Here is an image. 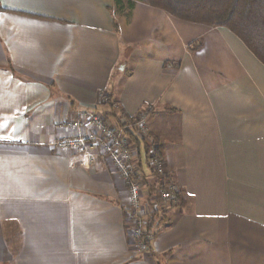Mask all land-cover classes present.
<instances>
[{
    "label": "crops",
    "instance_id": "obj_1",
    "mask_svg": "<svg viewBox=\"0 0 264 264\" xmlns=\"http://www.w3.org/2000/svg\"><path fill=\"white\" fill-rule=\"evenodd\" d=\"M94 112L164 144L181 206L157 204L150 251L112 160L52 145ZM0 264H264V64L142 2L0 0Z\"/></svg>",
    "mask_w": 264,
    "mask_h": 264
},
{
    "label": "trees",
    "instance_id": "obj_2",
    "mask_svg": "<svg viewBox=\"0 0 264 264\" xmlns=\"http://www.w3.org/2000/svg\"><path fill=\"white\" fill-rule=\"evenodd\" d=\"M137 2L158 7L188 22L226 27L234 32L264 64V0H116V6L119 12L128 11L129 14ZM111 98L110 95L105 104L113 106L115 102H112ZM107 115L106 113L104 116ZM122 117L118 119L116 126L122 129L123 135L129 136L135 144L138 166H134V161L132 169L135 179L143 183L144 191L147 190L148 193L144 216L148 215L149 218L148 222L144 220L139 227L140 236L137 244L139 247L143 246V250L150 251L151 241L157 233L156 229L153 230V225L157 223V217L162 212V208L157 205L160 202L154 197L157 191L171 184L172 180L167 173L159 175L150 163L152 157L165 161L164 144L151 133L152 140L139 136L135 127H128L129 124L134 123V118L125 115ZM139 169L141 171H138ZM146 170L150 172L149 175ZM177 198L181 199L180 193ZM161 203L170 207L181 206L180 202L177 205Z\"/></svg>",
    "mask_w": 264,
    "mask_h": 264
},
{
    "label": "built area",
    "instance_id": "obj_3",
    "mask_svg": "<svg viewBox=\"0 0 264 264\" xmlns=\"http://www.w3.org/2000/svg\"><path fill=\"white\" fill-rule=\"evenodd\" d=\"M90 123L91 128L85 129L83 133L66 135L52 142V145L58 150H70L74 155L82 156L83 159L74 164L86 167L93 163L94 153L100 151L107 155L113 162L116 170L122 176L129 192V219L134 228L136 241L140 236L139 227L144 221L145 207L142 204L143 183L135 179L133 164L135 160L136 147L129 136L123 135L122 129H118L114 124L105 120L100 112L84 113L82 121L77 123L69 122L67 127L82 126L84 123ZM133 126L137 129L139 136L151 139L144 114L134 118ZM151 166L159 175H165L166 169L164 163L156 158H151ZM178 189L173 183L156 192L154 199L157 202L173 203L177 205L180 200L177 196ZM141 250L144 247H140Z\"/></svg>",
    "mask_w": 264,
    "mask_h": 264
},
{
    "label": "rangeland",
    "instance_id": "obj_4",
    "mask_svg": "<svg viewBox=\"0 0 264 264\" xmlns=\"http://www.w3.org/2000/svg\"><path fill=\"white\" fill-rule=\"evenodd\" d=\"M105 118V117H104ZM106 119V118H105ZM111 123V122H110ZM146 173L150 174V172L148 170H146ZM145 203H147V195L146 198L142 197V204L144 205Z\"/></svg>",
    "mask_w": 264,
    "mask_h": 264
}]
</instances>
